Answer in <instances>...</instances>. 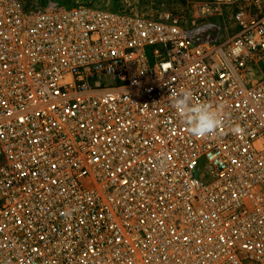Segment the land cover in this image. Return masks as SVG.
<instances>
[{
    "label": "built area",
    "instance_id": "2783aa9c",
    "mask_svg": "<svg viewBox=\"0 0 264 264\" xmlns=\"http://www.w3.org/2000/svg\"><path fill=\"white\" fill-rule=\"evenodd\" d=\"M261 61L264 0H0V264H264Z\"/></svg>",
    "mask_w": 264,
    "mask_h": 264
},
{
    "label": "clouds",
    "instance_id": "9594fccd",
    "mask_svg": "<svg viewBox=\"0 0 264 264\" xmlns=\"http://www.w3.org/2000/svg\"><path fill=\"white\" fill-rule=\"evenodd\" d=\"M169 103L194 137L214 132L222 123V106L195 101L190 88L181 87L170 93Z\"/></svg>",
    "mask_w": 264,
    "mask_h": 264
},
{
    "label": "rangeland",
    "instance_id": "374dc122",
    "mask_svg": "<svg viewBox=\"0 0 264 264\" xmlns=\"http://www.w3.org/2000/svg\"><path fill=\"white\" fill-rule=\"evenodd\" d=\"M21 1L26 7L42 6L48 3L49 1H58L65 4L75 3L77 1H84L99 4L109 8L126 4L132 7L138 6L142 8L143 11L147 14L155 13L156 9L164 3L165 5H167V9L171 12L178 14H186L192 13V7L195 6L196 3L209 0H34L30 2L28 0ZM259 68L260 69L255 72L257 73V76H261V74L264 75V61H261V63H259Z\"/></svg>",
    "mask_w": 264,
    "mask_h": 264
},
{
    "label": "trees",
    "instance_id": "16d2710c",
    "mask_svg": "<svg viewBox=\"0 0 264 264\" xmlns=\"http://www.w3.org/2000/svg\"><path fill=\"white\" fill-rule=\"evenodd\" d=\"M28 1L30 2V1H34V0H28ZM39 1H41V0H39Z\"/></svg>",
    "mask_w": 264,
    "mask_h": 264
}]
</instances>
